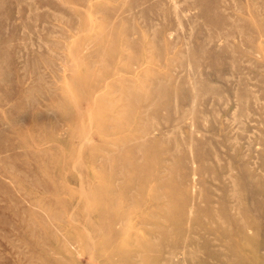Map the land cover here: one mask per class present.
Masks as SVG:
<instances>
[{
	"label": "rangeland",
	"instance_id": "1",
	"mask_svg": "<svg viewBox=\"0 0 264 264\" xmlns=\"http://www.w3.org/2000/svg\"><path fill=\"white\" fill-rule=\"evenodd\" d=\"M0 264H264V0H0Z\"/></svg>",
	"mask_w": 264,
	"mask_h": 264
}]
</instances>
